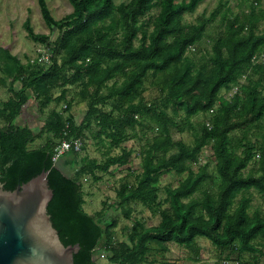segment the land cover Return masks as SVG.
Masks as SVG:
<instances>
[{
	"label": "trees",
	"instance_id": "16d2710c",
	"mask_svg": "<svg viewBox=\"0 0 264 264\" xmlns=\"http://www.w3.org/2000/svg\"><path fill=\"white\" fill-rule=\"evenodd\" d=\"M68 1L73 11L56 20L46 1L39 0L45 23L57 31L52 42L26 25L28 37L51 52L49 63L23 64L0 47V82H9L11 94L0 102L4 189L13 191L49 172L54 196L48 213L65 246L80 244L75 264H95V256H105L111 264H153L148 254L164 255L170 243L193 252L198 262L199 238L207 239L226 261L261 264L264 214L250 210L254 194L264 196V0H242L249 5L241 15L217 10L195 24L184 17L205 0ZM156 7L157 17L143 21ZM216 15L222 17L221 30L209 38L208 26ZM206 37L211 49L202 54ZM148 85L158 92L150 101L144 96ZM70 88L75 89L73 97ZM222 93H232L231 99L224 100ZM31 101L42 115L55 105L40 128L21 121ZM62 103L65 107L57 110ZM74 103L86 106L81 122L70 113ZM182 114L193 130L192 145L174 139V128L184 132L177 121ZM200 114L209 117L195 127L191 120ZM94 124L99 127L96 146L105 148L102 158L84 159L73 175H66L60 160L53 161L55 147L74 139L84 147ZM136 127L155 133L139 152L142 173L134 182L128 175L122 179L110 206L87 213L83 177L99 182L113 167L129 165L133 150L124 144L137 137L131 134ZM209 145L216 175L187 165L197 162ZM69 153L80 158V152ZM186 171L161 199L162 177L169 172L182 177ZM138 205L159 215L160 223L146 227L136 219L118 240L119 218L110 210L130 220Z\"/></svg>",
	"mask_w": 264,
	"mask_h": 264
},
{
	"label": "rangeland",
	"instance_id": "374dc122",
	"mask_svg": "<svg viewBox=\"0 0 264 264\" xmlns=\"http://www.w3.org/2000/svg\"><path fill=\"white\" fill-rule=\"evenodd\" d=\"M45 1L52 16L56 20L63 18L73 11L72 5L68 0ZM128 1L129 0H115V3L119 5ZM183 1L185 0H177V2ZM241 1L242 0H205L200 4L194 14L186 15L184 17V21L186 23L195 24L198 22L199 18L206 19L209 18L215 11H225L226 9L230 11L229 16L241 15L243 11L248 10L249 5L248 2L242 3ZM224 3H227L225 7L223 6ZM159 11L160 9L158 7L154 8L150 13L143 17L142 20L148 21L149 19H154L157 17ZM221 18V15H216L213 21L209 24L207 37L214 38L219 33L221 30ZM27 24H29L36 34L48 36L50 42L55 40L57 37L56 29H51L49 26H47L43 19L39 0H0V47L9 50L14 56L18 57L23 64H28L30 62L33 63L32 61L39 60L41 64L46 65L49 63L48 58L51 56V52L44 44L37 43L28 37V31L26 28ZM207 37L202 41L201 44L202 54L205 53L204 51H210L211 49V43ZM40 54H42V58H39ZM8 83L9 82H7L6 85H3L0 82V102L7 101L11 96ZM15 85L18 86L19 83ZM74 91V88H70L71 97H73ZM232 93H222L223 99L227 101L230 100ZM144 96L147 101H150L158 97V92L155 88L148 85ZM54 107L55 105L50 106V108L42 115L39 112L37 104L34 101H31L29 103L28 113L26 116H21V121H27L31 127L40 128L43 126L44 119L47 117V114ZM64 107L65 104L62 103L57 107V110L60 111ZM111 109L112 107L110 106L106 107L107 111H111ZM85 112V104L78 103H74L70 111L77 122H81L83 120ZM208 117L209 116L206 117L203 114H200L199 116L194 117L191 120V123L197 127L198 123L202 122ZM177 121L178 126L184 128V132H180L177 128H174L172 132L174 134L175 141L182 140L187 145H192L194 140L193 130L191 125L186 123L185 115L182 114L177 118ZM4 126L5 122L0 119V129ZM97 130H99V127L97 124H94L86 132V138L83 147L84 149L80 152L79 159H74L70 153L60 159L58 166L66 175H73L75 171L78 170L80 163L84 162V159L86 161V159L102 158V152L105 151V148H102V150L99 151L96 146L97 140L94 138V133ZM131 134L137 135V137L124 144L125 147L133 150L131 163L129 165L125 167H113L109 173L102 175V180L99 182H96L91 176L83 177V190L86 195L84 209L87 213L92 215L101 209H104L105 203L110 206L117 200L116 191L119 188L122 179L128 175L130 182H134L135 177L142 173V159L139 155V152L155 133L151 132L149 129H146L145 132H141V129L136 127L134 132ZM44 139L45 138L38 140L32 147H38L44 142ZM114 154H120V150H116ZM215 164L216 162L214 160L212 145L204 148L197 162H187L188 167L192 168L195 172H198L199 167H206L209 170V173L212 175H216ZM253 166V163H251L250 167ZM187 175L188 171H186L182 177L177 176L174 172L165 174L159 183L161 188L160 198L164 199L166 197L165 188L169 186H177L178 182ZM256 209L261 210L264 214V196H260L257 193L254 194L253 205L250 213H254ZM109 214H115L119 218V226L116 228L118 240L125 238L123 228L126 226H132L136 219L143 221L146 227L156 226L160 223L159 215L152 213L140 205L135 207V212L132 219L130 220H126L120 212L114 213L113 209L110 210ZM197 245L201 248V254L198 262L194 260L195 256L193 252L174 243L169 244V251L164 255L151 251V253L148 254V260H154L153 264H236V260L226 261L224 257H221L219 251L205 238H199L197 240ZM260 249L263 254L262 256L259 254V262L264 264V243L260 246ZM234 258L236 257L234 256ZM94 259L95 264H111L105 256L102 258H97L95 256Z\"/></svg>",
	"mask_w": 264,
	"mask_h": 264
},
{
	"label": "water",
	"instance_id": "95a60500",
	"mask_svg": "<svg viewBox=\"0 0 264 264\" xmlns=\"http://www.w3.org/2000/svg\"><path fill=\"white\" fill-rule=\"evenodd\" d=\"M48 175L44 170L13 191L0 182V264H75L80 244L65 246L48 213Z\"/></svg>",
	"mask_w": 264,
	"mask_h": 264
},
{
	"label": "built area",
	"instance_id": "2783aa9c",
	"mask_svg": "<svg viewBox=\"0 0 264 264\" xmlns=\"http://www.w3.org/2000/svg\"><path fill=\"white\" fill-rule=\"evenodd\" d=\"M83 142L81 139H74L72 141L63 140L54 149V163H57L64 155L69 152H81Z\"/></svg>",
	"mask_w": 264,
	"mask_h": 264
},
{
	"label": "crops",
	"instance_id": "0c3cea01",
	"mask_svg": "<svg viewBox=\"0 0 264 264\" xmlns=\"http://www.w3.org/2000/svg\"><path fill=\"white\" fill-rule=\"evenodd\" d=\"M28 110H29L28 107H26V108L24 109V116H26V114L28 113ZM26 122H27V121H26Z\"/></svg>",
	"mask_w": 264,
	"mask_h": 264
}]
</instances>
